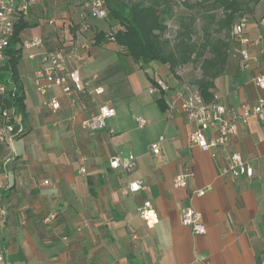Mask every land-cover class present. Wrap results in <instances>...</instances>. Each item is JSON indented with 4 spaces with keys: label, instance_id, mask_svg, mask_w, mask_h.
<instances>
[{
    "label": "crops",
    "instance_id": "crops-1",
    "mask_svg": "<svg viewBox=\"0 0 264 264\" xmlns=\"http://www.w3.org/2000/svg\"><path fill=\"white\" fill-rule=\"evenodd\" d=\"M74 2L40 0L30 11L33 26L21 34L22 40L38 37L42 43L26 48V54L22 49L19 71L26 116L16 115L22 131L0 163L6 212L0 247L6 261L264 264V124L255 116L246 123L234 117L238 130L226 148L200 150L189 142L194 124L179 108L186 82L159 62L160 67L150 62L140 68L112 42L94 44L102 21L84 17ZM244 32L250 42L242 47L249 58L240 60L238 71L217 77L213 89L217 102L237 112L264 98V88L253 81L264 73V25L248 19ZM58 47L63 49L64 69L78 70L82 91L71 85L66 94L46 83L47 65L40 57ZM156 79L167 84L164 110L156 102L158 91H148ZM37 84L45 85L46 92L38 91ZM96 88L101 91L96 93ZM49 98L58 100V109L43 104ZM105 105L115 110L106 128H85L83 121ZM138 118L144 119L143 125ZM159 136L163 139L156 155L151 145ZM234 149L253 168L251 177L232 181L220 175L225 156ZM128 154L136 158L132 171L109 166L112 157ZM184 171L191 173L187 186L174 187V177ZM136 179L144 189L127 191ZM194 189L204 194L196 195ZM145 200L158 214L152 226L138 213ZM187 206L201 213L205 233L193 234L181 223L180 212Z\"/></svg>",
    "mask_w": 264,
    "mask_h": 264
},
{
    "label": "trees",
    "instance_id": "trees-1",
    "mask_svg": "<svg viewBox=\"0 0 264 264\" xmlns=\"http://www.w3.org/2000/svg\"><path fill=\"white\" fill-rule=\"evenodd\" d=\"M104 1L107 14L94 35V44L114 43L120 53L140 68L151 61L166 65L173 77L186 80L206 102L213 99L215 79L238 71L242 65V58L233 55V49L238 46L234 26L242 15L253 16L257 3V0L181 1L179 4L189 13L180 14L175 12L174 0ZM79 8L84 11L81 12L84 17L89 16L86 10ZM216 10H220L219 16L213 13ZM30 16L29 12L25 18L17 19L6 47V57L0 63V84L6 89L5 94H0V110L14 108L22 118L26 111L19 71L23 49L21 34L33 26ZM197 20H200L201 37L195 40ZM188 67L195 69L197 74H183L181 70ZM151 85L157 87L156 81L152 80ZM156 102L163 110L166 108L161 89H158ZM8 149L7 144L0 142V159Z\"/></svg>",
    "mask_w": 264,
    "mask_h": 264
},
{
    "label": "built area",
    "instance_id": "built-area-1",
    "mask_svg": "<svg viewBox=\"0 0 264 264\" xmlns=\"http://www.w3.org/2000/svg\"><path fill=\"white\" fill-rule=\"evenodd\" d=\"M40 0H0V63L6 57V47L9 39L13 34V29L17 19L25 18L29 12L39 4ZM81 4L84 10H87L89 16L96 20H103L107 14V8L104 0H76ZM190 1V0H180ZM249 19L247 14L242 15L234 26L235 40L238 46L233 49V55L247 60L249 54L242 46L250 42L249 37L244 32V27ZM49 24L54 23L53 18L48 19ZM257 42V41H255ZM42 40L38 37L30 40H23L22 48L38 47ZM264 53V49H263ZM63 49L58 47L55 50L47 51L41 54L40 61L47 66L43 70L46 83L58 85L62 91L69 94L72 91L71 85L82 91L81 78L77 69L67 71L63 65ZM32 58V55L28 56ZM254 84L257 87L264 88V73L257 74L253 77ZM157 87L151 86L149 93H153L161 89L165 91L167 84L163 80L156 81ZM5 86L0 84V94H5ZM37 90L41 93L46 92L45 85L37 84ZM100 88H96L95 92L99 93ZM43 104L49 106L52 110L59 108V102L56 98H49L43 101ZM174 103H170V107ZM179 108L188 122L194 124L193 130L189 135V142L196 145L204 152H212L214 149L226 148L231 137L237 133L238 127L232 118L238 117L241 123H246L250 116H255L264 124V98H258L256 103L251 106H243L239 112L231 107L224 106L217 102L215 96L210 102H206L199 91L186 83L182 86V94L180 96ZM115 110L111 106H100L98 112L90 118L83 121V126L90 130L106 128V121L113 116ZM14 108L3 107L0 110V142H3L11 149L12 142L17 133L22 129L16 118ZM139 125L144 124V119H137ZM163 136H159L158 140L151 145V151L160 155V142ZM264 139V133H263ZM225 163L220 166L219 173L230 180H236L240 177H251L253 168L243 159L241 153L237 150H231L225 156ZM111 168H121L125 172L132 171L136 167V158L133 154L125 157L114 156L109 160ZM84 172L83 167L80 168ZM191 173L188 171L176 174L173 180L174 187H186ZM0 183V188H1ZM144 189L143 181L136 179L130 181L127 185V191L138 192ZM196 195H203L202 189L193 190ZM140 217L148 226H152L158 220V214L150 200H145L138 208ZM6 212L1 203L0 194V223L4 221ZM181 223L188 226L193 234L205 233V226L202 221L200 212L194 210L191 206L184 207L180 212ZM0 264H9L0 247Z\"/></svg>",
    "mask_w": 264,
    "mask_h": 264
},
{
    "label": "rangeland",
    "instance_id": "rangeland-1",
    "mask_svg": "<svg viewBox=\"0 0 264 264\" xmlns=\"http://www.w3.org/2000/svg\"><path fill=\"white\" fill-rule=\"evenodd\" d=\"M76 1V0H75ZM77 2V1H76ZM175 4H174V8H175V12L180 13V14H188L189 11L187 9H185V7H183V5L179 4L181 1L180 0H174ZM206 5V4H205ZM76 6L78 7H82L81 4H77ZM263 7H264V0H257V3L254 7V14L253 16L249 15V19L255 20L257 23H263L264 25V11H263ZM216 16H219L221 14L220 10H216L213 12ZM195 26H196V34L193 36V38L199 39L201 37V32H200V20L195 21ZM172 28L174 27L172 24L170 25ZM36 27L32 28L33 33H36ZM174 29V28H173ZM27 49L24 48L23 49V53L26 54ZM151 65L153 67H160L161 64L157 63L156 61H151ZM184 73L187 74H197L196 70L193 69L192 67H188L185 70H181ZM147 79L149 80V77H147ZM159 79H156L155 81H158ZM182 81H186V80H182ZM1 161H3L2 159H0V163Z\"/></svg>",
    "mask_w": 264,
    "mask_h": 264
}]
</instances>
